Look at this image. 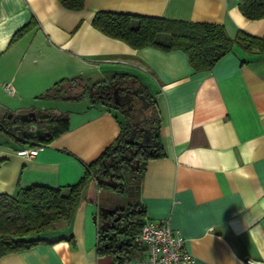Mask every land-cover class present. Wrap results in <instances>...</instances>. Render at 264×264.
<instances>
[{
  "label": "crops",
  "instance_id": "crops-1",
  "mask_svg": "<svg viewBox=\"0 0 264 264\" xmlns=\"http://www.w3.org/2000/svg\"><path fill=\"white\" fill-rule=\"evenodd\" d=\"M99 10L220 23L230 37L264 34V17H245L237 0H85L76 10L58 0H0V115L67 119L33 158L15 152L28 141L0 130V192L76 183L126 121L92 100V84L126 73L156 102L162 150L128 186L127 205L169 218L192 256L179 264H264V52L235 42L210 69L195 70L181 49L132 47L104 34L91 22ZM99 206L81 199L68 221L34 234L49 242L7 252L0 264H112L111 253L97 252Z\"/></svg>",
  "mask_w": 264,
  "mask_h": 264
},
{
  "label": "trees",
  "instance_id": "trees-1",
  "mask_svg": "<svg viewBox=\"0 0 264 264\" xmlns=\"http://www.w3.org/2000/svg\"><path fill=\"white\" fill-rule=\"evenodd\" d=\"M58 1L62 6L76 10L83 7L85 0ZM237 6L247 18L264 17V0H237ZM91 22L104 34L120 39L132 47L150 45L162 50L181 49L195 70L210 69L235 42L248 49L254 48L264 52V34L256 36L237 30L234 37H230L224 25L220 23L106 10L97 11ZM27 25L19 28L12 40L20 36L27 29ZM109 82L120 88L129 87L131 84L126 73L113 74ZM106 84H92V100L120 110L105 91H100ZM132 88H136L146 100L143 108L145 122L141 121L140 125L145 124L151 129L149 141H141L142 131L138 125L131 133V125L121 122L118 136L95 159L85 165L84 173L76 183L66 188L32 184L19 186L14 194L0 192V256L49 242L50 239L34 234L51 230L59 222L68 221L81 199L95 201L98 187L126 191L129 184H125L123 168L130 172L129 183H132L140 177L148 159L162 154L158 136L160 118L156 102L142 85H133ZM135 101V105L141 102L137 97ZM121 112L125 120H131L130 109ZM8 114L2 115L0 130L18 142L35 141L45 144L67 126L66 117L60 113L35 112L38 126H45L47 131L46 135L36 137L24 129L23 125L15 126L18 119L11 121L15 115H11L9 120ZM129 150H132V154L130 159H126L124 155ZM135 159L139 161L137 168L131 165V161L135 162ZM115 209L120 212L121 218L113 221L110 216L113 218L114 215L110 214L107 216L108 229L99 227L97 252L111 253L112 264H127L134 254L143 248L137 238L144 218V207L136 202L128 204L125 209Z\"/></svg>",
  "mask_w": 264,
  "mask_h": 264
},
{
  "label": "built area",
  "instance_id": "built-area-1",
  "mask_svg": "<svg viewBox=\"0 0 264 264\" xmlns=\"http://www.w3.org/2000/svg\"><path fill=\"white\" fill-rule=\"evenodd\" d=\"M2 86L12 93L10 82ZM40 146L38 142L29 141L28 145L18 147L15 152L25 158H33ZM137 239L143 246V256L137 259L138 264H179L192 260L191 254L184 249L182 235L170 225L168 217H144Z\"/></svg>",
  "mask_w": 264,
  "mask_h": 264
},
{
  "label": "water",
  "instance_id": "water-1",
  "mask_svg": "<svg viewBox=\"0 0 264 264\" xmlns=\"http://www.w3.org/2000/svg\"><path fill=\"white\" fill-rule=\"evenodd\" d=\"M106 85L110 86L111 88L114 89V93H118V87L115 83L112 82H108ZM100 91L102 92L103 89L101 88ZM130 91V92H129ZM128 92L130 93V98L128 100V104L126 105L128 109L131 110V115L132 118L131 120H127L126 125H131V133L133 132L134 128L138 125V128L142 131V135H141V141L144 142L145 140L149 141L151 135H152V131L151 129L146 126V125H140V122L143 121L145 122V115L143 112V108L146 105V100L143 96V94L138 93L136 88H133L131 90H128ZM139 98L140 99V103L139 105H135L133 102L135 98ZM116 100V97H114ZM133 100V101H131ZM127 109V110H128ZM11 113H9L7 115V117H10ZM14 118L19 119L21 122H26L27 124L23 125L24 129H27V131L29 133H32L34 136L36 137H40V136H44L46 135L47 131H46V127L45 126H38L37 122L35 121V113L34 111H27V112H22V113H17ZM15 126H18L19 124L16 123L14 124ZM132 154V150H129L124 156L126 159H130V156ZM138 159H135V162L131 161V165L133 168H137L138 167ZM99 214L101 215L103 221L100 224V228L101 229H108V224H109V220L106 219L108 215L110 214H114L112 220L113 221H117L121 218V214L119 211H116L115 208L113 207H108V206H99Z\"/></svg>",
  "mask_w": 264,
  "mask_h": 264
},
{
  "label": "rangeland",
  "instance_id": "rangeland-1",
  "mask_svg": "<svg viewBox=\"0 0 264 264\" xmlns=\"http://www.w3.org/2000/svg\"><path fill=\"white\" fill-rule=\"evenodd\" d=\"M136 103V101H135ZM116 113L118 117L121 120H124L122 112L116 109ZM6 114V113H4ZM2 116V115H0ZM1 119V117H0ZM127 121V120H126ZM126 124V122H125ZM134 162V161H133ZM123 174L125 176V184L130 185V180H129V174L130 172L126 169L123 168ZM128 176V177H127ZM117 180V179H116ZM96 199L95 201L100 202L101 206H116L120 209H125L127 207L128 201L132 197V193L129 191H124V190H112L110 188H100L98 187L96 189Z\"/></svg>",
  "mask_w": 264,
  "mask_h": 264
},
{
  "label": "flooded vegetation",
  "instance_id": "flooded-vegetation-1",
  "mask_svg": "<svg viewBox=\"0 0 264 264\" xmlns=\"http://www.w3.org/2000/svg\"><path fill=\"white\" fill-rule=\"evenodd\" d=\"M118 87V86H117ZM102 89H103V91H105L106 92V94L108 95V97L109 98H111L115 103H116V105H118L119 107H120V111L121 110H123V111H127V104H128V100H129V98H130V91L128 92V90H131V89H133L132 88V84H130V86L129 87H123V88H120V87H118L117 89H118V93H114L113 94V92H114V89L113 88H111L110 86H108V85H105V86H103V87H101ZM114 97H116V100H115V98ZM131 101H133V100H131ZM133 102H135V99H134V101ZM11 120V119H10ZM16 121V118L14 119H12L11 121ZM8 121V120H7ZM18 124L19 125H24V124H27L26 122H21L19 119H18ZM143 125H145V124H143ZM147 140H145V142H146ZM114 215V214H113ZM106 219H108V217L106 218ZM110 219H112V216H110ZM99 220H100V224L102 223V221H103V219H102V217H101V215L99 214ZM109 220V219H108Z\"/></svg>",
  "mask_w": 264,
  "mask_h": 264
}]
</instances>
